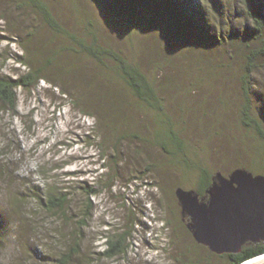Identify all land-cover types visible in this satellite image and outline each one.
<instances>
[{
    "label": "rangeland",
    "instance_id": "rangeland-1",
    "mask_svg": "<svg viewBox=\"0 0 264 264\" xmlns=\"http://www.w3.org/2000/svg\"><path fill=\"white\" fill-rule=\"evenodd\" d=\"M44 1L61 34L24 0H0V77L22 75L26 62L44 68L38 86L17 91L16 114L0 108V264H230L195 243L175 190L195 191L203 173L264 177V57L248 95L243 87L249 51L263 38L241 2ZM70 36L134 62L162 110ZM168 124L183 153L153 142ZM92 185L100 193L87 199ZM62 194L64 210H49L47 200ZM118 235L126 253L100 256L105 238Z\"/></svg>",
    "mask_w": 264,
    "mask_h": 264
},
{
    "label": "trees",
    "instance_id": "trees-1",
    "mask_svg": "<svg viewBox=\"0 0 264 264\" xmlns=\"http://www.w3.org/2000/svg\"><path fill=\"white\" fill-rule=\"evenodd\" d=\"M239 1L241 2V5L244 9L246 18L252 22L254 30L259 33L261 38H263L259 49L249 51L247 57L248 61L244 67L245 73L243 77V87L245 94L248 95L251 91L249 80L254 71L255 62L259 56L264 57V12L262 8L258 6L259 3L257 0ZM23 3L29 6L34 11V13L39 14L42 18V21L52 28L55 33H62V29L53 17L44 0H24ZM173 10L175 9L172 7L171 11ZM70 37L76 41V45L81 47L83 52L92 54L96 57V59L101 61L102 59H107L108 61L111 60L113 63H115L119 71L120 79L130 89L132 95L135 96L139 101L143 102L144 105H147L149 109L162 110V101L160 98H158L154 81L146 77L140 71L139 67L134 64V62L125 60L119 53L100 47L96 41L92 42L90 45H86L83 41L77 39L76 37ZM28 56L30 55L28 54ZM28 56L26 57L29 58ZM17 63L20 65L24 64L21 61H18ZM29 64L26 62L24 64L26 67H28L26 72L14 79L5 78L3 76L0 77V108L10 112L12 115L16 114V108L18 104L17 91L24 90L30 92L33 90V88L38 86L41 81H43V77H41V74L44 71L43 66L36 68L33 67L31 63ZM248 108L249 105H247L246 109L244 110V119L245 122H247L246 125H250L248 121H251ZM84 117H88L89 119L93 120L95 119V116L88 111H85ZM103 121L106 123L105 118ZM168 126L169 127L166 133L157 132L153 142L165 152H168V146L172 145L177 150V154L178 152L183 153L185 151L184 142L178 138V134L176 133L173 126L171 124H168ZM257 127L259 129V126ZM260 135L264 140V134L260 133ZM257 157H261V162L264 165V151L262 156L260 155ZM263 169L264 168H261V170ZM213 177L210 178L206 173L201 175L200 185L198 189H195V192L201 198L204 197L206 190L211 186ZM99 193L100 191L97 190L94 185L84 189V194L86 195L87 199L92 198ZM67 199L68 195L66 194L59 195V197H50L46 202V207L51 211H62L67 204ZM85 222L86 221L84 220L82 223H80L81 226H84ZM105 239V250L100 254V256L111 260L126 253V235L108 236ZM262 254H264V249L257 250L255 247H244L241 254L226 256V258L230 264H243ZM78 255L79 252L74 251L73 254L68 257H78ZM64 258H67V256Z\"/></svg>",
    "mask_w": 264,
    "mask_h": 264
},
{
    "label": "water",
    "instance_id": "water-1",
    "mask_svg": "<svg viewBox=\"0 0 264 264\" xmlns=\"http://www.w3.org/2000/svg\"><path fill=\"white\" fill-rule=\"evenodd\" d=\"M180 216L195 243L216 256L241 254L247 245L264 242V177L236 169L220 172L204 197L177 188ZM243 264H264V254Z\"/></svg>",
    "mask_w": 264,
    "mask_h": 264
},
{
    "label": "flooded vegetation",
    "instance_id": "flooded-vegetation-1",
    "mask_svg": "<svg viewBox=\"0 0 264 264\" xmlns=\"http://www.w3.org/2000/svg\"><path fill=\"white\" fill-rule=\"evenodd\" d=\"M246 247H255V248H257V250L264 249V242H261V243H259L257 245H250L249 244Z\"/></svg>",
    "mask_w": 264,
    "mask_h": 264
}]
</instances>
